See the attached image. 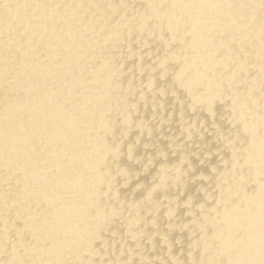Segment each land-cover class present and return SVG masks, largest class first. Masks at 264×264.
Returning <instances> with one entry per match:
<instances>
[{
  "label": "bare ground",
  "instance_id": "bare-ground-1",
  "mask_svg": "<svg viewBox=\"0 0 264 264\" xmlns=\"http://www.w3.org/2000/svg\"><path fill=\"white\" fill-rule=\"evenodd\" d=\"M0 264H264V0H0Z\"/></svg>",
  "mask_w": 264,
  "mask_h": 264
}]
</instances>
